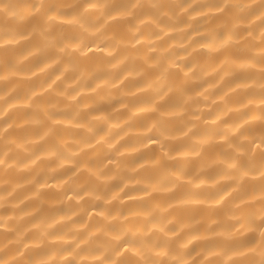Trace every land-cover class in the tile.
Returning a JSON list of instances; mask_svg holds the SVG:
<instances>
[{"label":"clouds","instance_id":"1","mask_svg":"<svg viewBox=\"0 0 264 264\" xmlns=\"http://www.w3.org/2000/svg\"><path fill=\"white\" fill-rule=\"evenodd\" d=\"M0 264H264V0H0Z\"/></svg>","mask_w":264,"mask_h":264}]
</instances>
